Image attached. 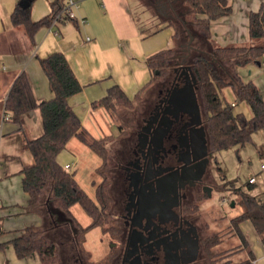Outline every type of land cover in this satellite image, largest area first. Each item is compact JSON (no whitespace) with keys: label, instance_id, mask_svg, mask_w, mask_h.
<instances>
[{"label":"trees","instance_id":"obj_1","mask_svg":"<svg viewBox=\"0 0 264 264\" xmlns=\"http://www.w3.org/2000/svg\"><path fill=\"white\" fill-rule=\"evenodd\" d=\"M62 3V0L54 1L50 14L38 20L31 18L29 7L18 3L10 14V21L13 26L21 27L31 39L40 27L49 25L52 14L60 9ZM183 4L185 6L182 7ZM231 12L229 0H179L175 3L174 15L162 17L167 25L174 29L172 37L175 45L156 51L146 59L147 66L152 72V81L159 83V90L161 84L173 75L172 70L176 63L185 58L195 80L194 89L209 155L228 147L243 146L251 140L254 132L264 128L262 94L251 80L244 81L236 70L237 67L252 62L260 63L264 45L229 44L215 45L207 49L202 45L210 38V22ZM185 15L191 16V19L185 20ZM190 34L193 35V40L189 43ZM248 35L251 39L264 38V3H261L256 11L248 13ZM39 63L48 78L53 97L37 102L26 73L21 71L14 78L6 97L5 113L8 119L17 123L21 129L23 115L34 108L40 109L43 132L34 139L26 140L33 162L23 167L20 173L22 189L29 197L25 210L42 215L44 225L25 227L20 235L10 240V243L18 258L36 252L42 264H58L59 243L50 236V232H57L60 224H73L75 231L72 240L80 248L84 233L89 228L101 226L102 232L113 229L107 226L112 218L111 199L107 190L110 186L108 171L112 173L111 169L115 167L108 166L109 156L104 145L105 139L93 138L68 104L67 98L79 92L82 85L63 53L52 52L40 59ZM223 88H229L236 101L246 103L251 113L249 117L235 113L228 103L222 104L219 92ZM116 104H123L128 108L133 106V100H130L117 85L111 86L102 98L92 102L93 106H101L107 110L114 108ZM73 136L101 159L100 165L96 168L101 179L94 185V199L79 186L74 172L65 169L56 160L58 153ZM253 187L254 182L247 181L244 185L238 186L231 181L229 188L237 197L235 204L241 206V211L231 217L234 235H238L240 243L226 248L222 253H216L219 254L217 260L213 258L215 254L212 249L221 242V239L212 233L203 235L202 248L210 264H253L254 255L250 250L247 251L246 257L236 259L234 255L247 247V242L239 229V223L244 220L251 222L264 246V191L263 197L259 198L250 193ZM205 198L204 194L202 200ZM76 203L90 217L91 222L85 227L79 225L70 211V207ZM50 205L66 217V221L58 223L56 227L53 224ZM88 255L83 257L88 264H96L95 261H88Z\"/></svg>","mask_w":264,"mask_h":264},{"label":"crops","instance_id":"obj_2","mask_svg":"<svg viewBox=\"0 0 264 264\" xmlns=\"http://www.w3.org/2000/svg\"><path fill=\"white\" fill-rule=\"evenodd\" d=\"M54 1L57 0H0V264H42L36 252L18 258L10 243L25 227L44 225L42 215L25 210L29 197L22 189L20 173L33 162L26 140L43 132L40 109L34 108L23 115L21 129L8 119L5 101L14 78L24 71L36 101L50 100L53 92L39 60L52 52H62L82 85L79 92L67 98L68 104L93 138L111 136L115 142L123 136L124 130L116 116L127 108L116 106L114 116L113 111L93 106L92 102L102 98L113 85L134 101L146 87L153 85L147 57L170 47L173 39V27L162 19L168 16L157 12L154 0H81L73 10V19L59 25H44L31 39L21 27L12 25L10 14L16 4L29 7L31 18L38 20L50 14ZM229 3L232 12L210 22V37L220 45L238 42L243 33L249 37L248 13L256 11L264 0H229ZM256 64L236 70L244 81L251 80L258 87L264 99V54L263 60ZM220 92L233 96L229 88ZM243 110L249 117L251 113L246 103ZM124 116L128 115L124 113ZM56 160L61 166L68 164L67 169L74 173L78 167L88 166L95 174L101 162L99 156L75 136L67 141ZM96 182L94 175L92 188ZM256 195L263 197L261 191ZM90 197L94 199V192ZM234 204L232 202L231 206ZM50 212L56 227L61 223L58 217L64 214L51 205ZM239 229L247 242L243 257L250 250L254 255L253 264H264V246L251 222H240ZM232 237H237L234 245L240 243L238 235ZM241 253L234 254L236 259Z\"/></svg>","mask_w":264,"mask_h":264},{"label":"flooded vegetation","instance_id":"obj_3","mask_svg":"<svg viewBox=\"0 0 264 264\" xmlns=\"http://www.w3.org/2000/svg\"><path fill=\"white\" fill-rule=\"evenodd\" d=\"M154 1L159 14L174 15L175 2ZM172 74L117 151L119 202L110 209L107 226L113 229L104 232L113 245L96 264H210L202 248L207 226L198 206L217 184L208 151L201 156L202 117L197 125L194 113L179 112L160 139L165 116L179 108L190 110L179 100L195 83L185 58ZM73 258L72 264H88L79 253Z\"/></svg>","mask_w":264,"mask_h":264},{"label":"rangeland","instance_id":"obj_4","mask_svg":"<svg viewBox=\"0 0 264 264\" xmlns=\"http://www.w3.org/2000/svg\"><path fill=\"white\" fill-rule=\"evenodd\" d=\"M183 6L185 5L183 4L182 7ZM151 11L154 13L153 9H151ZM184 18L185 20H190L191 16L185 15ZM241 37L243 38L238 42H235L233 45H264V38L251 39L244 33ZM169 45L170 47L174 46L175 41L171 39ZM202 45L207 49L208 47L220 44H218L213 37H210ZM260 59L263 60V56ZM250 64L257 65L254 62ZM158 84L159 83L157 81H153V85L151 87H146L142 93L136 97L133 101L132 107H126L127 110H124V113L128 116H124V113L117 115V113L114 112L116 110V106H124L123 104H116L114 108L109 109L110 112L114 110L113 115H117L116 117L120 120L121 128L124 129L122 132L123 136L125 135L124 138H122L123 136L119 137V139L115 142L113 140L114 138L111 136L103 138L105 139L104 145L109 156V168L110 166L116 168L117 151L120 150V146L126 142L125 140L127 137L131 136L137 126L140 119V112L156 99ZM219 96L222 104H225L226 101L228 104L233 101V111L235 113L244 114L243 106L245 102L236 101L233 96H224L221 92H219ZM119 140L121 142H119ZM209 162L210 172L215 180V183L217 186L219 185V187L216 186L210 196L206 200L203 199L201 201L199 205V213L207 226L203 235L212 233L214 236L221 239V242L212 249L215 254V257L213 258L217 259L219 254L216 253H222V251L226 248L234 246L233 242L237 240V237L231 238V236L234 235L231 217L241 211V206L237 203L231 206V203L236 202L237 200V197L232 192V189L229 188L231 181L238 186L244 185L250 176H254L256 182L250 192L256 195L257 192L261 191V194H263L264 168H261V165L264 164V128L254 132L251 136V140L243 146L236 145L210 154ZM115 168L111 169L114 174H112L110 170L108 171V176H110V186L108 187L107 193L111 199V209L115 203L119 202V189L117 188V186L119 187V181L117 183L115 182V179L117 178V168L116 171ZM70 172H73V170ZM74 175L76 181L80 184L85 193L88 196H93L94 188H92L91 184L92 177L95 175V180L97 182L101 179L97 172L95 174L88 169V166H85L84 168L78 167ZM223 198L226 199L227 203L221 204V200ZM71 212L79 225L85 227L91 222L90 217L83 211L79 204L76 203L72 205ZM58 218V221L61 223L66 220L65 215H61V218ZM74 229L75 228L72 223L67 225L60 224L57 232H50V236H52L54 240L59 243L60 251L58 264H72L74 259L73 257L77 253L81 254L83 257H86L87 254H89L87 257L88 261L100 262L113 245V241L109 234L102 232L101 226H93L84 233V240L81 243L80 248L78 244L72 240L73 231H75ZM244 254L245 253L242 250L239 257L241 258L245 256ZM221 261H223V259H221Z\"/></svg>","mask_w":264,"mask_h":264},{"label":"water","instance_id":"obj_5","mask_svg":"<svg viewBox=\"0 0 264 264\" xmlns=\"http://www.w3.org/2000/svg\"><path fill=\"white\" fill-rule=\"evenodd\" d=\"M166 1H170V0H166ZM173 2H175L176 0H172ZM170 3V2H169ZM166 7V4L164 5ZM164 7V8H165ZM173 9V8H172ZM193 40V35L190 34L189 36V43ZM189 46V44H188ZM187 51L189 53V47H187ZM179 102H181L182 105H188L190 107V110L185 109V108H179L177 109L175 114H168L166 117L167 123L165 124V126L162 128L161 127V133H160V139L162 140L163 135H165V133L168 131L172 121L175 119L176 115L179 112H183V113H187L189 115H192L193 113L195 114V124L200 125L201 124V115H200V108H199V104L197 101V97L194 91V88L191 87L190 92L185 95V96H181ZM201 143L200 146L202 148V154L201 156H205L207 155V145H206V139H205V132L202 129L201 132ZM204 167V166H203Z\"/></svg>","mask_w":264,"mask_h":264},{"label":"built area","instance_id":"obj_6","mask_svg":"<svg viewBox=\"0 0 264 264\" xmlns=\"http://www.w3.org/2000/svg\"><path fill=\"white\" fill-rule=\"evenodd\" d=\"M81 0H63L62 6L60 7V9L58 11H56L55 13L52 14L51 16V20H50V24L52 25H59L61 24L63 21L69 20V19H73L75 17L74 15V8L78 5V3ZM231 106L234 105V102L231 101L229 103ZM65 169H67L69 167L68 164H65L63 166ZM261 168H264V164L261 165ZM248 181L250 183L255 181L254 177H251L248 179ZM227 203L226 199H222L221 200V204H225Z\"/></svg>","mask_w":264,"mask_h":264}]
</instances>
